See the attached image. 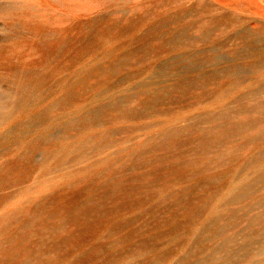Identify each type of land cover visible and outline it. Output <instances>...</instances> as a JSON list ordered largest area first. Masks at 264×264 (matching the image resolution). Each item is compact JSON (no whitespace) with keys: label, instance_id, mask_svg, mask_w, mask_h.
I'll return each mask as SVG.
<instances>
[{"label":"rangeland","instance_id":"374dc122","mask_svg":"<svg viewBox=\"0 0 264 264\" xmlns=\"http://www.w3.org/2000/svg\"><path fill=\"white\" fill-rule=\"evenodd\" d=\"M50 1L67 91L61 54L0 78V264H264V0Z\"/></svg>","mask_w":264,"mask_h":264},{"label":"bare ground","instance_id":"6f19581e","mask_svg":"<svg viewBox=\"0 0 264 264\" xmlns=\"http://www.w3.org/2000/svg\"><path fill=\"white\" fill-rule=\"evenodd\" d=\"M9 2L8 6H0L7 20V26L2 29L4 34L0 36V78L7 83L5 88L10 94L25 93L41 71L50 69L53 58L61 54L60 90L65 94V42L70 28L67 7L57 6L50 0ZM38 52L47 54L37 59L34 54Z\"/></svg>","mask_w":264,"mask_h":264}]
</instances>
